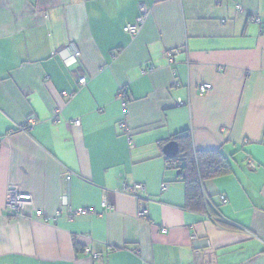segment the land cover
<instances>
[{"label":"crops","instance_id":"obj_1","mask_svg":"<svg viewBox=\"0 0 264 264\" xmlns=\"http://www.w3.org/2000/svg\"><path fill=\"white\" fill-rule=\"evenodd\" d=\"M184 144L227 162L211 215ZM0 264H264V0H0Z\"/></svg>","mask_w":264,"mask_h":264},{"label":"trees","instance_id":"obj_2","mask_svg":"<svg viewBox=\"0 0 264 264\" xmlns=\"http://www.w3.org/2000/svg\"><path fill=\"white\" fill-rule=\"evenodd\" d=\"M183 138V137H179ZM182 140V139H178ZM183 140H188L185 137ZM181 143V142H180ZM182 146V145H181ZM179 146V148L181 147ZM186 144L181 147V158L177 161L178 169L180 172V178L187 185V202L190 208L200 210L211 215L212 211H209L208 207L204 206L203 196L200 192L201 180L207 178H214L215 176L228 172V165L223 156L218 152H196L192 153L191 148L185 147ZM186 149V150H185ZM172 162L175 163V159ZM203 208V210H201ZM211 219L214 217L210 216ZM219 221V218H214Z\"/></svg>","mask_w":264,"mask_h":264},{"label":"built area","instance_id":"obj_3","mask_svg":"<svg viewBox=\"0 0 264 264\" xmlns=\"http://www.w3.org/2000/svg\"><path fill=\"white\" fill-rule=\"evenodd\" d=\"M236 11L242 12V8L240 6H236ZM146 13H147L146 10L142 9L141 17H139L137 19L136 24L127 25L124 28L125 33L130 35L132 38H135L138 35V33L140 31V28H141V26L143 25V23L145 21L144 18L146 17ZM252 21L255 24H258V25H260L262 23L261 20L258 17H253ZM77 55H78V53L74 52L73 59H75ZM165 57L167 58V62L168 63L172 62V54L166 53ZM79 81H80L81 85H84L85 82H86V79L82 78ZM209 88H210V85L205 84V85H202L200 87V89H201L200 91H201V93H203ZM119 96H120L121 100H126L125 95L123 94V92L119 93ZM179 104L183 105L182 102H179ZM123 106H124L123 113H126V108H125L126 102H124V101H123ZM57 112H58V110H57ZM54 121H56V119H54ZM72 124L75 127H79L80 126V121L78 119L74 120L72 122ZM119 128L121 130H125L124 122H122L119 125ZM68 179H69V177H67V180ZM124 188H125V192H127L128 194H132L133 196H137V198H138L139 194H140V191L142 190V185H138L137 184V185H134V186H131V187L124 186ZM220 201L221 202L225 201L223 196L220 197ZM68 203H69L68 202V198L66 196H63L61 204L64 205L65 207H67ZM32 205H33V199H32V196L30 194L21 192L14 186H9L7 188L4 209H5V213L9 217H21V216H23L26 207L32 206ZM67 210L70 212L69 208ZM146 214H147V209H145L144 207H141L139 209V212H138L137 216L138 217H144ZM36 216H41L40 211L36 212ZM162 233H165V230H162Z\"/></svg>","mask_w":264,"mask_h":264},{"label":"water","instance_id":"obj_4","mask_svg":"<svg viewBox=\"0 0 264 264\" xmlns=\"http://www.w3.org/2000/svg\"><path fill=\"white\" fill-rule=\"evenodd\" d=\"M176 143L175 142H172V143H168L163 152L166 156L168 157H174L177 155V148H176Z\"/></svg>","mask_w":264,"mask_h":264},{"label":"rangeland","instance_id":"obj_5","mask_svg":"<svg viewBox=\"0 0 264 264\" xmlns=\"http://www.w3.org/2000/svg\"><path fill=\"white\" fill-rule=\"evenodd\" d=\"M5 207V206H4Z\"/></svg>","mask_w":264,"mask_h":264}]
</instances>
